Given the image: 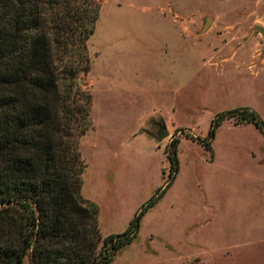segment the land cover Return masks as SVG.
<instances>
[{
  "label": "rangeland",
  "instance_id": "obj_1",
  "mask_svg": "<svg viewBox=\"0 0 264 264\" xmlns=\"http://www.w3.org/2000/svg\"><path fill=\"white\" fill-rule=\"evenodd\" d=\"M97 6L78 78L93 96L82 195L99 206L107 236L166 188L110 264H264V135L227 115L212 152L203 144L218 114L248 107L264 122V0ZM161 125L169 134L158 145Z\"/></svg>",
  "mask_w": 264,
  "mask_h": 264
},
{
  "label": "trees",
  "instance_id": "obj_2",
  "mask_svg": "<svg viewBox=\"0 0 264 264\" xmlns=\"http://www.w3.org/2000/svg\"><path fill=\"white\" fill-rule=\"evenodd\" d=\"M99 1L0 0V264H110L166 189L125 232L107 236L99 206L82 195L88 164L80 139L92 126L93 96L78 78ZM227 115L264 135L256 111L236 108L211 121L209 152ZM176 144L167 151V186L178 168Z\"/></svg>",
  "mask_w": 264,
  "mask_h": 264
},
{
  "label": "water",
  "instance_id": "obj_3",
  "mask_svg": "<svg viewBox=\"0 0 264 264\" xmlns=\"http://www.w3.org/2000/svg\"><path fill=\"white\" fill-rule=\"evenodd\" d=\"M211 18H207L206 19V23H205V25H204V27H203V31L204 30H206L207 28H208V26H209V24H210V22H211ZM258 29V31L264 36V28H261V27H258L257 28ZM168 131H164V132H160L159 134H158V136L156 137V143L158 144V145H160L161 143H162V140L165 138V137H167L168 136Z\"/></svg>",
  "mask_w": 264,
  "mask_h": 264
},
{
  "label": "flooded vegetation",
  "instance_id": "obj_4",
  "mask_svg": "<svg viewBox=\"0 0 264 264\" xmlns=\"http://www.w3.org/2000/svg\"><path fill=\"white\" fill-rule=\"evenodd\" d=\"M161 131H162V132H164V131H165V128H164V127H162V125H161V126H160V128H159V133H160ZM159 133H158V134H159Z\"/></svg>",
  "mask_w": 264,
  "mask_h": 264
}]
</instances>
